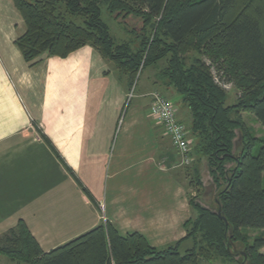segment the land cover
Returning a JSON list of instances; mask_svg holds the SVG:
<instances>
[{
  "label": "trees",
  "instance_id": "1",
  "mask_svg": "<svg viewBox=\"0 0 264 264\" xmlns=\"http://www.w3.org/2000/svg\"><path fill=\"white\" fill-rule=\"evenodd\" d=\"M12 2L25 25L14 43L27 63L42 54L64 58L88 45L128 78L130 89L143 69L158 66V78L181 96L188 124L178 120L188 125L210 183L197 201L189 199L197 215L185 223L186 236L164 248L138 233L120 235L106 222L46 252L19 219L0 239V256L12 264H199L218 258L240 264L243 252L245 264H264V0ZM103 12L120 19L128 39L111 35ZM221 84L236 89L233 103L226 104ZM243 114L259 123L262 135ZM186 240L190 245L182 247Z\"/></svg>",
  "mask_w": 264,
  "mask_h": 264
},
{
  "label": "crops",
  "instance_id": "2",
  "mask_svg": "<svg viewBox=\"0 0 264 264\" xmlns=\"http://www.w3.org/2000/svg\"><path fill=\"white\" fill-rule=\"evenodd\" d=\"M24 32L12 0H0V54L6 59L0 132L20 137L23 144L11 143L12 151L36 146L27 157L0 159V239L23 219L46 252L106 222L120 235L141 234L158 249L182 240L193 216L189 189L178 177L179 155L169 138L160 140L162 126L149 116L151 92L166 99L179 93L151 66L126 104L128 78L94 48L86 45L64 58L42 54L27 63L14 43ZM177 117L188 121L183 104ZM62 189L78 195L81 205L71 198L54 202L47 209L53 224L46 226L52 217H45L41 199ZM0 264L12 263L0 256Z\"/></svg>",
  "mask_w": 264,
  "mask_h": 264
},
{
  "label": "rangeland",
  "instance_id": "3",
  "mask_svg": "<svg viewBox=\"0 0 264 264\" xmlns=\"http://www.w3.org/2000/svg\"><path fill=\"white\" fill-rule=\"evenodd\" d=\"M102 19L108 25L110 33L115 39H117L118 41H123V40L128 39L127 34L123 30L122 23L119 21L120 19H115L113 16H110L106 12H103ZM126 22H128L129 25L131 24L132 26L137 27V28H139L140 25H141V23L139 21L137 22V21H133L131 19L126 20ZM5 60L6 59L4 58V56L2 54H0V68H3V65L1 64V62L5 61ZM152 68L153 67L148 66L145 69H143L141 71V73L138 74V76L135 79V85L133 87L132 96L129 97L127 95L126 104H128L131 101V99L133 98V96L138 93L141 81L145 78L146 74H148L149 72L152 71ZM130 90L131 89L129 88L127 94L130 93ZM236 97H237V91H236L235 88L232 87V88L227 89L226 104L233 103L234 100L236 99ZM167 98L169 99V101L175 107L178 108V112L177 113L179 114V109L182 108L180 95H178L175 92L174 96H170V97H167ZM243 115H244L243 117H244L246 123L248 125H250L254 129L255 134L257 136L262 135L263 134V130H262L261 126L259 125V123L255 122L253 120V118L249 114H243ZM185 123L188 124V121L185 120ZM0 125L3 126V127L5 125V118L2 115H0ZM186 127H187V129L189 128L188 125H186ZM161 130L162 131H161L160 140L163 139V140L169 141L170 139L168 140L169 137L164 132L163 128ZM37 135H39V134H37ZM188 139L191 140V148H190V151L188 152V154H189V156L191 158V161L188 164L182 163L181 154L178 153V151L175 148H174V150H175L176 154L179 155L178 165L180 166L179 168L181 170V173L178 174V177H180L182 179V181L186 184V187H188V189H189V199L192 198V199L197 201L196 198L203 193V187L205 185H208L210 183V180H209V176L207 174V167H206L205 159L202 158V157H199V156H195L194 153H193V150H192L193 143H192V137L190 135V131L188 133ZM11 143H12V145H16L18 147H19V145L23 144V143L20 144V137H16L15 136V137L10 138V136H8V134H5L4 132H0V159L1 160H4L6 158H11V157H14V158L27 157L28 155H27L26 152L30 151L29 149H31V148H32L31 150L36 148L35 145L33 147L31 145L30 147H28L29 149L22 150L21 148L15 147V148H13L15 150L12 151V150L8 149V148H10V144ZM7 145H8V147H7ZM48 152H49V150H48ZM51 152H52V150H51ZM51 152H49V153H51ZM49 156L50 155L47 153L43 157L45 159H47V158H49ZM51 157H52V155H51ZM3 174L4 173L0 172V175L4 177ZM198 181L200 182V184L202 186L198 185ZM63 184L65 185L64 182H62V186H63ZM70 198H71V200L75 199L79 206L81 205V201H80V198H79L78 195H75L73 193H69L68 191L66 192L63 189L61 191H59V192L55 191L54 193H51V192L48 193L47 192L43 196V199H41V200L43 201V208L46 210L45 217H48V216L52 217V219H46L45 220L44 223H45L46 226L53 224V216L51 214L52 212H50V210H47V209L49 207H51V205H53L54 202H61L63 204L64 201H68ZM102 207L103 206L100 205V208L98 210H99L100 214L104 215V211H103ZM61 208H63V207H61ZM192 211H193L192 218H194L197 215L196 214L197 212H196L195 208H192ZM48 220H51V221H48ZM52 227L53 226L49 227L50 230L48 229L50 234L52 233L51 232V228ZM57 234H58V232H53L50 236H51V238H55ZM188 242H189V240H188ZM189 245L190 244H188V246ZM215 260L221 261L222 262L221 264H235L234 262H232L229 259L226 260V259L218 258V259H215ZM213 261L214 260H212V262H210L209 260L200 259L199 264H206L208 262H210L209 264H213Z\"/></svg>",
  "mask_w": 264,
  "mask_h": 264
},
{
  "label": "built area",
  "instance_id": "4",
  "mask_svg": "<svg viewBox=\"0 0 264 264\" xmlns=\"http://www.w3.org/2000/svg\"><path fill=\"white\" fill-rule=\"evenodd\" d=\"M221 86L225 90L232 87L231 84H221ZM133 87L127 94L129 97L132 96ZM149 95L151 98L149 116L162 126L173 147L181 154L182 163L188 164L191 161L188 154L191 148V140L188 139L189 130L185 124L178 120L175 106L164 95L156 91Z\"/></svg>",
  "mask_w": 264,
  "mask_h": 264
},
{
  "label": "water",
  "instance_id": "5",
  "mask_svg": "<svg viewBox=\"0 0 264 264\" xmlns=\"http://www.w3.org/2000/svg\"><path fill=\"white\" fill-rule=\"evenodd\" d=\"M205 197V196H204ZM217 216L222 219L224 221L225 224H227V220L226 218L221 214V210L220 208H218L217 210ZM242 255L244 256V260L240 262V264H245V258H246V254L242 252Z\"/></svg>",
  "mask_w": 264,
  "mask_h": 264
}]
</instances>
